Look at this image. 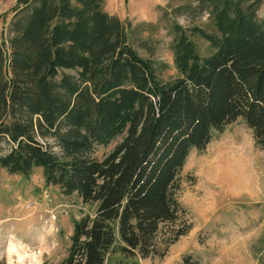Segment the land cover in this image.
Returning a JSON list of instances; mask_svg holds the SVG:
<instances>
[{"label":"trees","instance_id":"trees-1","mask_svg":"<svg viewBox=\"0 0 264 264\" xmlns=\"http://www.w3.org/2000/svg\"><path fill=\"white\" fill-rule=\"evenodd\" d=\"M195 1L210 25H172L177 72L167 77L104 0L10 7L0 35V171L40 166L46 182L95 205L74 219L66 254L42 264H104L112 249L121 256L107 264H138L136 254L162 253L191 226L177 192L192 148L238 120L264 152L258 1ZM178 264L200 261L188 253Z\"/></svg>","mask_w":264,"mask_h":264},{"label":"rangeland","instance_id":"rangeland-1","mask_svg":"<svg viewBox=\"0 0 264 264\" xmlns=\"http://www.w3.org/2000/svg\"><path fill=\"white\" fill-rule=\"evenodd\" d=\"M15 1L0 0V35L7 33L9 9ZM257 1V13L264 18V0ZM195 4V0H104L105 10L125 22L134 47L142 56L154 59L164 77L177 72L172 25H210L207 12H198ZM190 36L200 52L209 51L206 39L193 32ZM114 142L99 146V154ZM231 142L249 152L257 180L252 189L238 188L209 168L222 147ZM179 179L177 196L190 228L162 253L136 254L133 259L138 264H178L191 253L200 264H264V152L254 144L251 130L237 120L214 131L205 147L191 149ZM94 209V204L75 193H65L58 184L46 182L40 166L28 174L1 169L0 264L59 261L66 254L74 219L92 214ZM112 250L104 264L121 256Z\"/></svg>","mask_w":264,"mask_h":264},{"label":"bare ground","instance_id":"bare-ground-1","mask_svg":"<svg viewBox=\"0 0 264 264\" xmlns=\"http://www.w3.org/2000/svg\"><path fill=\"white\" fill-rule=\"evenodd\" d=\"M222 148L214 162L210 163L209 168L225 176L238 188L252 189L257 180L252 170L248 150L243 145L232 142Z\"/></svg>","mask_w":264,"mask_h":264}]
</instances>
